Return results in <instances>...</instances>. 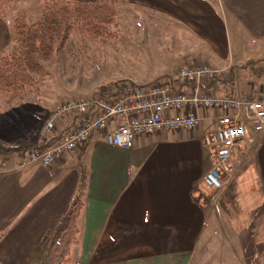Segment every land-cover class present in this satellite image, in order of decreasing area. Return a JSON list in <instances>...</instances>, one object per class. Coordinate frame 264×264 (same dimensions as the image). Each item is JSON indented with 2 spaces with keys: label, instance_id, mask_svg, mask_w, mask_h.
I'll return each instance as SVG.
<instances>
[{
  "label": "crops",
  "instance_id": "obj_1",
  "mask_svg": "<svg viewBox=\"0 0 264 264\" xmlns=\"http://www.w3.org/2000/svg\"><path fill=\"white\" fill-rule=\"evenodd\" d=\"M121 10L139 42L142 30L158 50L169 39L172 59L152 79L193 62L233 67L237 75L245 71L244 61L264 58V0H118ZM11 22L0 17V51L13 46ZM256 82V94L264 93V81ZM8 93L0 91V97L9 100ZM206 120L190 132L138 135L131 148L109 145L104 132L96 131L50 165L0 160V264H40L48 256L49 236L76 194L80 166L87 175L70 264H199L209 252L217 254L216 264H261L264 132L252 134L244 152L231 160L220 189L206 188L202 176L211 166L201 138ZM74 121H58L53 136ZM3 124L2 142L21 130Z\"/></svg>",
  "mask_w": 264,
  "mask_h": 264
},
{
  "label": "built area",
  "instance_id": "obj_2",
  "mask_svg": "<svg viewBox=\"0 0 264 264\" xmlns=\"http://www.w3.org/2000/svg\"><path fill=\"white\" fill-rule=\"evenodd\" d=\"M225 67L208 63L185 64L144 83L121 82L115 94L103 86L86 98L70 99L53 108L39 131L46 143L56 123L74 117L73 126L46 148H32L21 163L50 165L96 131L106 143L131 148L138 135L159 131H193L207 118L202 142L211 166L202 176L206 188L220 189L222 173L231 172V160L244 152L252 134L264 132V93L214 95L213 79L227 76Z\"/></svg>",
  "mask_w": 264,
  "mask_h": 264
},
{
  "label": "rangeland",
  "instance_id": "obj_3",
  "mask_svg": "<svg viewBox=\"0 0 264 264\" xmlns=\"http://www.w3.org/2000/svg\"><path fill=\"white\" fill-rule=\"evenodd\" d=\"M44 1L37 0L35 4L29 2L23 6L10 4L4 16L13 19L24 15L32 20L30 16L36 14L35 19L41 14ZM124 12H118L116 25L111 29L112 36L94 40L78 34L70 35L58 55L40 60L44 70L36 75V84L26 86L21 92H9L8 95L13 96L9 100L5 101L0 97V133L3 123H9L10 127H21L19 133L7 135L9 140H0V144L11 148L27 140L36 141L44 119L59 104H54V101L86 98L92 89L94 93L109 80L130 77L143 82L152 79L153 73L166 70L165 64L172 59L168 50L169 39L164 38V48L159 47L161 50H158L152 44L149 45L152 42L144 37L145 32L142 30L143 39L140 38L139 42L131 34L129 18L127 12ZM12 49L13 46L10 50ZM247 77L245 71H238L235 91L239 92L238 94L255 96L258 83L253 79L247 80ZM17 109L19 113L15 111ZM20 112H23V118ZM225 175L222 173V185ZM220 243L224 245V241ZM216 255L215 252L207 253L205 258L210 260L204 258L199 264H205L206 261L207 264H216L213 261ZM195 257L197 262L199 256L195 254Z\"/></svg>",
  "mask_w": 264,
  "mask_h": 264
},
{
  "label": "trees",
  "instance_id": "obj_4",
  "mask_svg": "<svg viewBox=\"0 0 264 264\" xmlns=\"http://www.w3.org/2000/svg\"><path fill=\"white\" fill-rule=\"evenodd\" d=\"M11 1L0 0V17H4ZM117 15L118 0H45L37 18L30 20L24 15L14 17L9 28L13 49L0 51V91L21 92L26 86L36 84V75L44 70L40 60L58 55L72 34L94 40L112 36L111 29L116 25ZM241 68L249 78L264 81L263 57L246 60ZM162 76L164 74L155 79ZM125 80L127 79L110 80L105 87L111 94H115L118 85ZM209 88L214 95L234 94V68L227 69L225 78L211 80ZM60 137L58 133L46 143L38 139L27 140L11 148L0 146V159H23L30 149L46 148ZM86 175V169L80 166L76 194L58 218L48 239V256L40 264H70V250L78 242L77 219L83 206L79 196L84 188ZM259 258L261 264H264V249Z\"/></svg>",
  "mask_w": 264,
  "mask_h": 264
}]
</instances>
